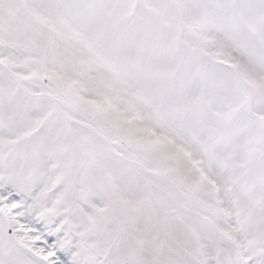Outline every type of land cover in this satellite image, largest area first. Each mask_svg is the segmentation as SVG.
<instances>
[{
  "label": "snow or ice",
  "instance_id": "1",
  "mask_svg": "<svg viewBox=\"0 0 264 264\" xmlns=\"http://www.w3.org/2000/svg\"><path fill=\"white\" fill-rule=\"evenodd\" d=\"M0 264H264V0H0Z\"/></svg>",
  "mask_w": 264,
  "mask_h": 264
}]
</instances>
